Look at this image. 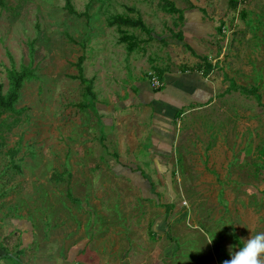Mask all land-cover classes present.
Instances as JSON below:
<instances>
[{"label": "rangeland", "instance_id": "1", "mask_svg": "<svg viewBox=\"0 0 264 264\" xmlns=\"http://www.w3.org/2000/svg\"><path fill=\"white\" fill-rule=\"evenodd\" d=\"M72 3L0 0L4 92L35 75L0 111V264H223L264 231V0H208L197 40L159 0Z\"/></svg>", "mask_w": 264, "mask_h": 264}, {"label": "trees", "instance_id": "2", "mask_svg": "<svg viewBox=\"0 0 264 264\" xmlns=\"http://www.w3.org/2000/svg\"><path fill=\"white\" fill-rule=\"evenodd\" d=\"M238 1L239 0H229V8L232 10H236L238 7ZM159 7L168 14H179V20L181 21L184 20V11L177 8L174 2L170 0H159ZM65 10L69 15L78 18H89L87 13L81 14L75 9L72 0H65ZM202 12L206 14L204 10H202ZM115 24L127 26V27L141 28L143 31L149 34L151 33V31L147 28V26L141 21L116 18L111 22V25H115ZM176 37L179 38L180 40H183L184 35L178 34ZM11 60L13 61V59ZM84 60L85 57L81 56L76 64L78 70V76L76 79H78L82 83H86V79L84 76V68H83ZM201 61L203 63L200 64L198 67L194 68L191 73L193 74L195 72H202L205 76H207L210 72L214 70V66L209 62V59L206 57L201 58ZM157 74L160 82L164 83V76L166 72L164 70H158ZM34 78H35L34 71L30 67L22 66L19 71L14 68L8 70L9 90L6 93L4 92V84L0 82V111H6V112L14 111L15 105L20 99V90L22 89L24 82L26 80H31ZM90 88L91 86H88L89 90ZM161 91H163V88L161 89L158 88L154 90L155 93H159ZM230 91H240L241 93L247 96L259 97L257 89L255 88L247 89L245 87H240L232 80L228 87V92ZM83 108H94V105L92 104V102H90L89 105L83 106ZM176 116L177 118L179 117L178 114H176ZM262 152L264 153V149L262 150ZM53 177H55L56 179L58 176L55 174Z\"/></svg>", "mask_w": 264, "mask_h": 264}, {"label": "crops", "instance_id": "3", "mask_svg": "<svg viewBox=\"0 0 264 264\" xmlns=\"http://www.w3.org/2000/svg\"><path fill=\"white\" fill-rule=\"evenodd\" d=\"M206 2H208V0H185V4L181 10L184 11V29L186 36L190 35V37H194L197 40L198 37H203L204 34L212 32L210 21L208 19L205 20L206 16L202 12V10L206 13L208 12L205 6ZM188 4L189 6H187ZM172 94L173 93H171L169 97L170 102L169 100L167 101L169 104L173 103L176 107H180V105L185 103V99L177 98V96H173Z\"/></svg>", "mask_w": 264, "mask_h": 264}, {"label": "clouds", "instance_id": "4", "mask_svg": "<svg viewBox=\"0 0 264 264\" xmlns=\"http://www.w3.org/2000/svg\"><path fill=\"white\" fill-rule=\"evenodd\" d=\"M229 254L230 258L223 264H264V231L243 239V244H239L235 251L230 247Z\"/></svg>", "mask_w": 264, "mask_h": 264}, {"label": "built area", "instance_id": "5", "mask_svg": "<svg viewBox=\"0 0 264 264\" xmlns=\"http://www.w3.org/2000/svg\"><path fill=\"white\" fill-rule=\"evenodd\" d=\"M151 81H152V84H153V86L155 88H158L161 85V82H160L159 78L157 76H155V75L152 76Z\"/></svg>", "mask_w": 264, "mask_h": 264}]
</instances>
